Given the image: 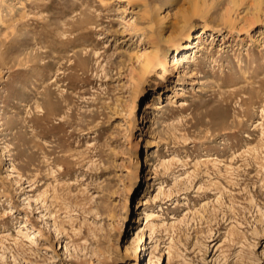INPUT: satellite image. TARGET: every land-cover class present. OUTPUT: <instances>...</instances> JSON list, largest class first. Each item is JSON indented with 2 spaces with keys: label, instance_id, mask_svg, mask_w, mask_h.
Here are the masks:
<instances>
[{
  "label": "rangeland",
  "instance_id": "obj_1",
  "mask_svg": "<svg viewBox=\"0 0 264 264\" xmlns=\"http://www.w3.org/2000/svg\"><path fill=\"white\" fill-rule=\"evenodd\" d=\"M0 264H264V0H0Z\"/></svg>",
  "mask_w": 264,
  "mask_h": 264
},
{
  "label": "bare ground",
  "instance_id": "obj_2",
  "mask_svg": "<svg viewBox=\"0 0 264 264\" xmlns=\"http://www.w3.org/2000/svg\"><path fill=\"white\" fill-rule=\"evenodd\" d=\"M195 11H199L198 8ZM226 20H229L231 22V24H232L231 26L232 27H234L236 25V22L235 21H231V19L229 18V14H228ZM245 20H246V23H248V24H251L253 22V19H250V18H247ZM186 32L187 31L183 32V34H187L188 37H190V33H186ZM203 32H204V30H202L201 33H198L195 36V39H196L195 43L198 44V45H200L202 43ZM175 46H176V52L174 53V57H173V63H175V64L179 63L181 61H186V62L190 61L191 58H193L195 55H197L196 51H198V49H199L198 47L193 46L194 48L192 50H188V51H184V52L180 51V49L183 47V43H182L181 40L176 41ZM188 46H191V44H189ZM145 67H147V65ZM145 73H146V71H143V75H141V77H140L141 80H144ZM141 94L142 95L146 94V88L145 89L143 88L141 90ZM146 163H149V162H148L147 158L145 157L141 161V165L140 166H141L142 169L144 168ZM135 176H137V178L135 180L136 184L134 185V194H137V192H138L137 190H139V188L141 187V183L143 181L144 174H143V172L134 171V173L132 174V180L134 179ZM147 248L148 247H146V250H147Z\"/></svg>",
  "mask_w": 264,
  "mask_h": 264
}]
</instances>
